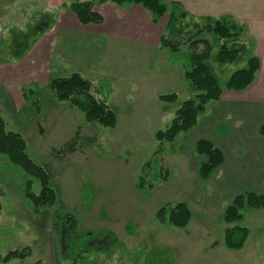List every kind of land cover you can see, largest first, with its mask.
<instances>
[{"label":"rangeland","instance_id":"374dc122","mask_svg":"<svg viewBox=\"0 0 264 264\" xmlns=\"http://www.w3.org/2000/svg\"><path fill=\"white\" fill-rule=\"evenodd\" d=\"M74 1L78 0L61 5ZM162 1L172 9V0ZM15 6L9 21H0V59L15 58L36 44L44 32L33 41L19 37V33H26L34 14L58 11L47 0H28L23 8ZM20 10L29 12L21 15ZM167 16H162L164 22ZM203 37L212 43L208 63L227 92L228 78L245 66L252 42L248 41L240 63L221 64L216 59L219 43L215 36L206 33ZM75 45L83 48L84 40ZM148 47L138 49H153ZM33 49L36 55L37 46ZM164 49L168 58L160 54L161 58L153 61L150 55L125 54L123 58L111 48L108 57L103 54L92 62L77 57L62 71L53 67L60 61L55 48L50 72L47 63L42 68L38 63L29 65L37 82L20 89L16 85V92L13 86L10 96L0 97L7 128L24 136L29 155L51 174L58 195L55 206L36 210L25 194L30 176L0 154V251L29 246L32 252L23 260L0 264H34L38 260L43 264H74L61 249L60 231L53 219L56 210L73 214L79 232L108 229L118 235L111 250L85 254L86 258L76 264H264V208L243 210L238 224L246 226L250 234L240 250L225 246L224 232L235 223L223 220L236 195L248 191L264 194V106L254 104L249 114L242 113L236 92H227L206 105L191 130L180 133L174 141L158 140L156 133L170 126L176 110L193 95L184 77L190 64L188 45L177 52ZM74 65L93 83L97 97L114 92L107 97L117 114L116 127L87 122L81 110L56 99L49 88L51 77L71 75ZM24 72L18 69L15 74L29 82L30 75ZM25 88L33 89L28 100L22 95ZM170 93L177 94L175 102L160 100L161 95ZM203 138L212 140L225 156L224 164L208 179L199 175L203 156L196 145ZM140 181H144L142 188ZM32 189L40 191L37 181ZM179 202L188 204L192 212L185 228L157 219L164 204ZM92 238L84 240L85 247L87 242L102 248L106 245V237Z\"/></svg>","mask_w":264,"mask_h":264},{"label":"trees","instance_id":"16d2710c","mask_svg":"<svg viewBox=\"0 0 264 264\" xmlns=\"http://www.w3.org/2000/svg\"><path fill=\"white\" fill-rule=\"evenodd\" d=\"M118 4L135 3L149 9L158 18L167 13L166 32L160 38L161 48H167L173 52L180 50L182 45H188L190 51L189 67L185 70L184 77L187 80L189 89L193 95L184 100L176 110L170 126L166 130H159L156 133L158 140L174 141L182 132L191 130L198 122V115L204 112L206 105L215 100H220L223 94L218 77L213 72L208 63L213 50L209 39L203 37L204 34H213L216 42L219 43V50L216 59L221 64L240 63L247 52V46L241 39L242 29L231 16H224L217 20L209 18L199 21L193 16H189L182 9L179 2L172 3L169 9L162 0H112ZM69 9L74 12L79 21L83 24L101 23L103 16L94 8V0L74 1L69 4ZM56 20V15L52 12H41L34 14L27 25L26 33H19V37L33 41L41 32L50 30ZM18 37V38H19ZM19 40H22L19 38ZM18 43L21 45V42ZM27 42V41H26ZM16 47L19 45H15ZM25 50L15 55L20 59L24 56ZM260 61L257 56L248 54L245 66L236 69L228 78L226 88L228 90H244L252 84ZM49 88L57 100L67 101L72 107L81 110L87 122H95L105 128H114L117 125V114L108 104V97L112 92L102 93L99 98L93 90V83L79 72H73L69 76H52L49 81ZM33 93L32 88L23 90V98L29 99ZM160 100L175 102L176 93L161 95ZM73 145L68 149L72 150ZM197 152L203 156V161L199 167V175L202 179H208L210 175L225 162L224 153L210 139H200L196 145ZM0 154L15 165L24 169L30 179L25 185V194L32 201L36 210L42 207H53L57 203V189L52 182L51 174L44 166L37 163L28 153L27 141L18 132L7 128L6 120L0 107ZM37 181L40 191L34 192L33 182ZM144 181H140L139 187L144 186ZM248 207L252 209L264 208V194L255 191L240 193L234 197L232 202L226 207L223 220L227 224H234L226 228L224 232V244L232 250H240L244 247L250 230L238 224L244 215L243 210ZM192 217L191 209L185 202L175 205L164 204L157 212V219L163 224H169L178 228H185ZM54 225L60 231V242L62 251L71 257L76 264L80 258H86L85 254L92 252H105L111 250L118 242V235L112 230H88L79 232L78 219L70 212L56 210L53 214ZM104 233V234H103ZM103 234L99 238L107 239L106 245L102 248L93 242L84 240L92 236L97 241V235ZM102 249V250H101ZM100 250V251H98ZM29 246L11 249L7 252L0 251V261L7 263L13 259H25L31 255ZM34 264H43L38 260ZM78 264V263H77Z\"/></svg>","mask_w":264,"mask_h":264},{"label":"crops","instance_id":"0c3cea01","mask_svg":"<svg viewBox=\"0 0 264 264\" xmlns=\"http://www.w3.org/2000/svg\"><path fill=\"white\" fill-rule=\"evenodd\" d=\"M47 1L51 5L50 7H58V11L55 12L56 20L53 27L39 35L35 41L36 44L25 52L22 58L10 59L7 57L0 59V97L10 96L13 90L16 92L18 90L16 85L20 89L37 82L33 78L35 71L27 68L29 65L38 63V67L42 68L47 63L50 72L52 51L55 48H57L60 61L56 62L53 67L55 70L62 71H64V65L73 63L77 57H83L90 62L100 59L103 54L108 57L107 54L111 48L115 49V53L119 52L118 54L122 55L123 58L126 57L125 54L136 57L141 55L148 57L150 55L153 56L154 61L161 58L160 54L164 55L165 58L169 56V52L164 53L166 49L160 46V38L166 32L167 21L164 22V17L158 18L140 4H118L112 0L95 1L94 8L103 16V22L83 24L77 15L69 9V5H61L66 0ZM26 2L28 0H0V21L2 19L9 21L8 18L12 16L11 7L16 5L15 7L23 8ZM171 2L181 3L182 9L189 16H193L199 21L205 22L206 18L217 20L224 16H231L240 24L241 39L247 47H249L248 41L252 42L249 51L250 54L258 57L260 67L250 86L244 90H228L227 92H236L235 97L241 101L242 113H248L254 104L259 107L264 106V0H172ZM20 12L21 15H27L29 11L26 14L23 13V10ZM49 12L54 13L53 11ZM79 40H84L83 48H78L75 45ZM36 46L38 50L35 55L33 48ZM139 46H149L148 48L153 47V49H138ZM123 47L131 48L124 49ZM152 52L153 55H151ZM24 61H27L25 65L23 64ZM9 66L12 69H8ZM75 68L74 65L73 72H78ZM18 69L23 72L27 70L24 75H30L31 80L29 82L22 81L20 76L15 74ZM13 86L14 88L11 90ZM227 92L223 91L221 99ZM113 93L111 92L110 95L112 96ZM110 95L109 97H111Z\"/></svg>","mask_w":264,"mask_h":264}]
</instances>
